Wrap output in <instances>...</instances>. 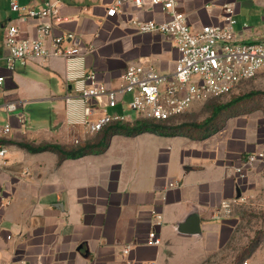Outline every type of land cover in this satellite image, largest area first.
I'll use <instances>...</instances> for the list:
<instances>
[{
	"label": "crops",
	"instance_id": "0c3cea01",
	"mask_svg": "<svg viewBox=\"0 0 264 264\" xmlns=\"http://www.w3.org/2000/svg\"><path fill=\"white\" fill-rule=\"evenodd\" d=\"M11 1L0 0V107L8 99L49 105L47 113H9V136L0 128V144L8 150L0 165V264H206L228 256L238 222L234 208L251 197L264 204V169L257 166L244 177L235 170L264 142V118L257 113L228 117L203 139L116 134L105 152L61 163L54 152H29L17 142L73 146L75 139L84 144L97 134H86L67 120L65 96L74 93L75 82L67 80L66 59H35L14 71L7 68L6 26L17 24L23 35L35 37L39 23L19 19ZM17 1L34 9L45 2ZM114 2L63 0L56 29L81 46L85 58L77 64L111 88L121 84L122 73L134 62L171 73L179 57L172 37L139 33L129 23L132 16L163 21L167 13L160 6L127 4L111 17L107 10ZM177 3L192 29L221 23L225 5L231 4L237 40H264V0ZM229 202L233 209L227 213ZM193 213L201 232H180L179 224ZM153 230L160 235L159 245L148 242ZM127 246L130 251L124 253Z\"/></svg>",
	"mask_w": 264,
	"mask_h": 264
},
{
	"label": "built area",
	"instance_id": "2783aa9c",
	"mask_svg": "<svg viewBox=\"0 0 264 264\" xmlns=\"http://www.w3.org/2000/svg\"><path fill=\"white\" fill-rule=\"evenodd\" d=\"M62 2L45 0L40 8L34 9L12 0L10 8L18 13L19 19L39 20L38 35L25 36L17 24L9 23L3 38L8 50L4 58L11 71L18 64L27 65L30 60L66 59L67 80L75 82L71 87L74 93L65 96L67 120L72 125H81L86 134L96 135L112 123L177 118L197 103L239 93L245 81L264 74V40H237L236 9L231 4L225 5L221 23L192 29L187 14L178 10L177 0H115L107 10L108 16L117 15L127 4L160 6L167 13V19L156 21L132 16L129 23L139 33L170 35L179 57L171 73L161 72L144 61L131 63L121 75V84L111 88L101 82L94 71H86L84 64H77L85 58L81 46L70 35L57 31ZM3 81L4 76H0V85ZM4 107L8 112H14L19 109V103L11 101ZM128 109L135 116L128 114ZM25 119L21 114L20 121L24 123ZM11 130V124L6 123L1 127V134L9 136ZM74 142L78 145L81 139ZM7 152V147L0 144V165L6 161ZM257 166L264 169V142L255 152L246 153L235 170L244 177ZM232 206L231 202L224 204L227 213L232 211ZM156 217L160 224L162 216ZM148 242L152 245L161 243L156 230L149 233ZM130 248L125 247L123 252L128 253Z\"/></svg>",
	"mask_w": 264,
	"mask_h": 264
},
{
	"label": "rangeland",
	"instance_id": "374dc122",
	"mask_svg": "<svg viewBox=\"0 0 264 264\" xmlns=\"http://www.w3.org/2000/svg\"><path fill=\"white\" fill-rule=\"evenodd\" d=\"M257 92L250 99L243 102L240 110L245 113H257L264 118V74L245 81L239 93L211 98L205 102L197 103L184 113L183 115L168 120L172 124L181 122L202 121L211 113V105L213 102H227L233 96L249 94ZM21 101L16 99H8L6 102ZM19 103V109L14 112H8L5 107H0V128L8 122L9 113H47V103ZM6 104V103H5ZM58 113L61 111L58 104ZM23 111V112H22ZM128 114H135L127 110ZM223 113V117L226 116ZM235 210V211H234ZM232 212H236L238 217L237 227L233 240L227 247L228 256L219 260L208 261L206 264H264V204L260 205L255 202L254 198H249L242 205L236 206Z\"/></svg>",
	"mask_w": 264,
	"mask_h": 264
},
{
	"label": "trees",
	"instance_id": "16d2710c",
	"mask_svg": "<svg viewBox=\"0 0 264 264\" xmlns=\"http://www.w3.org/2000/svg\"><path fill=\"white\" fill-rule=\"evenodd\" d=\"M256 93L251 92L249 94L233 96L227 102H213L210 115L202 121L172 124L167 121L138 119L134 122L107 125L92 139L80 145L69 146L49 142L36 144L27 141L17 142V144L33 153L42 151L54 152L58 155L59 163H61L68 158H79L88 154H101L105 152L110 145L112 136L116 134L135 136L144 132H151L165 135H185L193 139H203L209 134L220 130L228 117L245 113L240 110V106ZM223 113L227 115L223 117Z\"/></svg>",
	"mask_w": 264,
	"mask_h": 264
},
{
	"label": "water",
	"instance_id": "95a60500",
	"mask_svg": "<svg viewBox=\"0 0 264 264\" xmlns=\"http://www.w3.org/2000/svg\"><path fill=\"white\" fill-rule=\"evenodd\" d=\"M178 230L183 233L197 234L201 232L200 219L197 214H190L183 223L179 224Z\"/></svg>",
	"mask_w": 264,
	"mask_h": 264
}]
</instances>
